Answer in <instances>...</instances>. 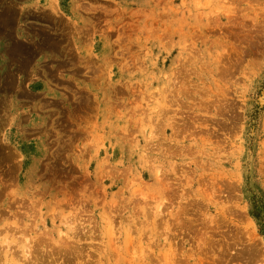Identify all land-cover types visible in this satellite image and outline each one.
Returning <instances> with one entry per match:
<instances>
[{
  "label": "rangeland",
  "instance_id": "374dc122",
  "mask_svg": "<svg viewBox=\"0 0 264 264\" xmlns=\"http://www.w3.org/2000/svg\"><path fill=\"white\" fill-rule=\"evenodd\" d=\"M0 264H264V0H0Z\"/></svg>",
  "mask_w": 264,
  "mask_h": 264
},
{
  "label": "crops",
  "instance_id": "0c3cea01",
  "mask_svg": "<svg viewBox=\"0 0 264 264\" xmlns=\"http://www.w3.org/2000/svg\"><path fill=\"white\" fill-rule=\"evenodd\" d=\"M6 81V80H5ZM6 85V83L1 87V92H3L4 91V86ZM12 88H13V86H12ZM12 90V89H11Z\"/></svg>",
  "mask_w": 264,
  "mask_h": 264
},
{
  "label": "bare ground",
  "instance_id": "6f19581e",
  "mask_svg": "<svg viewBox=\"0 0 264 264\" xmlns=\"http://www.w3.org/2000/svg\"><path fill=\"white\" fill-rule=\"evenodd\" d=\"M212 103V102H211ZM218 105V104H217Z\"/></svg>",
  "mask_w": 264,
  "mask_h": 264
}]
</instances>
